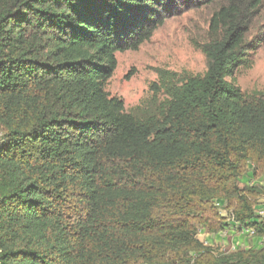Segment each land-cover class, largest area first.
<instances>
[{
    "label": "trees",
    "instance_id": "trees-1",
    "mask_svg": "<svg viewBox=\"0 0 264 264\" xmlns=\"http://www.w3.org/2000/svg\"><path fill=\"white\" fill-rule=\"evenodd\" d=\"M213 1L0 0V264H264V242L197 239L224 206L264 239V186L241 181L264 177V92L235 77L262 0H218L206 71L159 70L163 99L127 113L106 92L117 53Z\"/></svg>",
    "mask_w": 264,
    "mask_h": 264
},
{
    "label": "rangeland",
    "instance_id": "rangeland-1",
    "mask_svg": "<svg viewBox=\"0 0 264 264\" xmlns=\"http://www.w3.org/2000/svg\"><path fill=\"white\" fill-rule=\"evenodd\" d=\"M219 4L218 0H214L211 4L198 7H193L192 4L182 5L176 13L157 26L150 40L138 50L117 53V68L107 83L106 92L111 97L122 100L125 112L129 113L152 97L163 99L161 93L156 94L152 86H159V70H168L181 76L202 75L206 71V59L200 48L210 39V20ZM246 42L251 43L254 49L248 55L250 67L239 68L235 73L237 84L245 92H264V0L249 26ZM242 179L243 183L249 185L264 186V180L254 179L250 169ZM217 202L221 204L220 201ZM258 202L257 200L256 210L263 205ZM227 213L225 206L220 209L226 223L232 221ZM225 228L227 226L217 233H209L205 226H199L197 239L210 247L213 255L240 249H259L263 245L264 239L258 237L255 239L260 242L254 243L249 239L246 244L241 245L238 239L228 237ZM246 237L254 236L247 234ZM219 238H228V241L223 244V240Z\"/></svg>",
    "mask_w": 264,
    "mask_h": 264
},
{
    "label": "crops",
    "instance_id": "crops-1",
    "mask_svg": "<svg viewBox=\"0 0 264 264\" xmlns=\"http://www.w3.org/2000/svg\"><path fill=\"white\" fill-rule=\"evenodd\" d=\"M251 167H249L250 169ZM251 170V169H250ZM251 175H252V172H251ZM243 180V179H242ZM259 180H264V177L263 178H260ZM226 229V233L228 234V237H231V238H236L238 239V243L240 242L241 245H244L247 243V241L249 239H252V242H260L259 239H255V237H252V238H247V234H246V229H240L239 226H237V224H235L233 221H228L227 222V228ZM246 235V236H245ZM216 238H218V236H216ZM221 239V238H219ZM223 240V244L227 243L226 241H228V238H224V239H221ZM210 241V240H209ZM232 241V240H231Z\"/></svg>",
    "mask_w": 264,
    "mask_h": 264
},
{
    "label": "built area",
    "instance_id": "built-area-1",
    "mask_svg": "<svg viewBox=\"0 0 264 264\" xmlns=\"http://www.w3.org/2000/svg\"><path fill=\"white\" fill-rule=\"evenodd\" d=\"M256 213H257V215L259 216V217H264V203H263V205L256 211ZM236 224V223H235ZM238 226V225H237ZM246 233L247 234H249V235H253V232H252V230H250V229H246Z\"/></svg>",
    "mask_w": 264,
    "mask_h": 264
}]
</instances>
